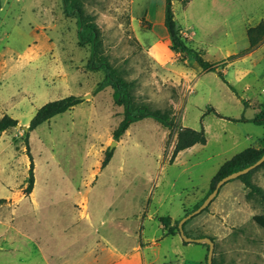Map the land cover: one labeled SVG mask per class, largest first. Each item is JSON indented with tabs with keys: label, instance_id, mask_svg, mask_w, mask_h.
<instances>
[{
	"label": "rangeland",
	"instance_id": "374dc122",
	"mask_svg": "<svg viewBox=\"0 0 264 264\" xmlns=\"http://www.w3.org/2000/svg\"><path fill=\"white\" fill-rule=\"evenodd\" d=\"M214 1L188 8L175 2L173 11L188 44L229 84L171 49L165 0H83L104 54L130 83L134 105L169 112L175 121L164 141L154 119L133 124L103 167L124 109L111 89L95 92L104 74L86 68L91 51L78 44L76 19L64 15L61 0H0V117L18 120L0 136V264H47V247L53 250L64 228L73 234L86 206L103 228L111 216L140 212L147 203L157 216L181 219L204 200L226 161L258 144L264 125L250 120L264 104V45L244 52L247 29L264 20V0ZM70 95L87 98L28 135L35 185L26 195L24 127L46 102ZM180 127L204 128L207 143L171 162ZM252 174L264 189V167ZM248 192L240 180L228 182L185 227L187 236L214 239L215 264H264V229L255 221L264 203L247 199ZM190 248L188 255L207 264L204 245ZM170 249L164 245L161 264L174 260Z\"/></svg>",
	"mask_w": 264,
	"mask_h": 264
},
{
	"label": "trees",
	"instance_id": "16d2710c",
	"mask_svg": "<svg viewBox=\"0 0 264 264\" xmlns=\"http://www.w3.org/2000/svg\"><path fill=\"white\" fill-rule=\"evenodd\" d=\"M191 1L192 0H165L164 27L170 39L171 49L177 53L191 57L205 72H218L216 64L205 60L201 51L192 48L188 44L187 40H185L186 38H184L182 34L181 28L178 26V23L175 19L173 11L174 3L178 2L183 6H186ZM61 4L64 15L68 18L76 19L78 27V44L80 46L90 47L91 53L89 60L86 64V68L88 69V71H102L104 74V77L98 83L95 92L99 93L104 90L111 89L114 103L118 106H122L124 109L123 119L119 123L117 129H115L113 132L114 140L118 141L120 137L126 134V132L133 124L147 118L154 119L164 128L172 129L175 125V121L171 113L163 112L161 110H152L145 104L134 105L135 103L131 94L130 83L121 76L120 72H118V70L110 63L108 57L104 54L101 30L98 24L95 22L94 17L86 12L83 0H61ZM247 36V41H249V47L244 53H250L259 48L264 43V20H262L255 26L249 27L247 29ZM233 58L234 56L230 57V59ZM225 64H227V62L223 63V65ZM217 74H219V76L224 80V82L228 83L224 77V74H222L221 71ZM80 103H82L81 97L75 95H70L68 97L46 102V104H44L41 108L37 110L35 116L31 120L28 126V130L25 133L26 154L28 155L30 161V165L28 168L29 170L27 186L25 188L26 195L32 193L35 185L34 161L28 142L29 133L38 128L40 125L50 121L54 117L61 115L67 111H70ZM244 104L248 106L247 102H245ZM261 108L262 109H260V112L255 119H249L250 121H253L258 125H264V104ZM208 112H214V114L223 118V116L218 114L217 111H214L213 108L209 109ZM240 120L249 121L244 117ZM17 126V119L9 115H4L0 117V136L6 130L10 128H15ZM258 141L259 142L255 147H249L245 149L241 153L232 157L230 160L226 161L219 168L217 173H215L216 175L211 181V190L207 194V196L215 189L217 183L224 177L234 172L248 168L254 165L258 160L262 158V156L264 155V138H261ZM206 143L207 136L204 128H202L201 130H196L192 128L180 127L177 132V142L172 153L171 162L175 160V158L180 152L190 149L195 145H205ZM112 157L113 150L110 151L108 149L105 153L103 167L107 166V164L111 161ZM262 167H264V163L249 172L248 174L239 177L238 180H240L249 191L247 193V199L251 200L258 198L261 202L264 203V189L259 187L252 181V173ZM207 196L204 198V200L207 198ZM204 200L200 204L195 205L194 210L199 208V205H201ZM207 209L208 208H206L204 211H207ZM191 212L186 213L185 216L190 214ZM181 219L173 221L170 216L159 217V221L164 226V230L166 232V235L168 236H173L177 234L180 235L178 225ZM189 221L185 223L184 230ZM255 221L260 227L264 229V216H256ZM205 237L207 236L200 235L197 238ZM203 245L206 246L207 249L209 248L207 244ZM213 264H215L214 259Z\"/></svg>",
	"mask_w": 264,
	"mask_h": 264
},
{
	"label": "crops",
	"instance_id": "0c3cea01",
	"mask_svg": "<svg viewBox=\"0 0 264 264\" xmlns=\"http://www.w3.org/2000/svg\"><path fill=\"white\" fill-rule=\"evenodd\" d=\"M218 2L219 0H215L214 5ZM194 3L195 0H192L186 5V8L193 6ZM263 45L264 43L261 46ZM247 107L253 106L249 104ZM258 107H255L257 109L254 108V110L260 112ZM159 127L162 131L161 139L164 141L168 136V128H164L160 124ZM150 182H152L151 176ZM153 193V186L150 185L148 194L152 195ZM81 200L87 201V198L83 197ZM148 208L147 203L146 208L140 212L111 216L110 221L103 228L104 223L100 216L97 213H90L86 206L85 210H81L80 219L82 221L77 224L73 234H69L68 228H64L62 234L58 235L60 241L54 243L52 252L47 247L48 251L45 257L47 264H161L160 262L167 258V255L162 253L165 244L171 247L170 252L174 256V260L163 264H193L194 262L204 264L203 259L199 260L196 257L195 261V257L186 252L190 251V247L197 243L185 242L179 234L166 235L164 226L159 221L160 216H157L155 212H150ZM170 217L173 221L178 220L176 216ZM146 225L154 228L147 230ZM169 239L170 242H167ZM206 250L208 253L207 247ZM60 259L63 260V263L59 262Z\"/></svg>",
	"mask_w": 264,
	"mask_h": 264
},
{
	"label": "water",
	"instance_id": "95a60500",
	"mask_svg": "<svg viewBox=\"0 0 264 264\" xmlns=\"http://www.w3.org/2000/svg\"><path fill=\"white\" fill-rule=\"evenodd\" d=\"M90 97V95H89ZM87 96H82L81 100L86 99ZM24 130L27 131L28 127H24ZM118 144L117 141H113L109 150L112 151L114 149V147ZM264 163V155L262 156V158L260 160H258L254 165L245 168L243 170L234 172L226 177H224L222 180H220L215 189L207 196V198L204 200V202L199 205L200 207L197 208L196 210H194L193 212H191L190 214L184 216L180 222H179V231H180V236L182 237L181 239H183L185 242L188 243H197V244H207L209 246L208 248V254H207V264H213V259H214V251H215V242L214 240L205 237V238H192L186 235L185 230H184V225L187 221H189L190 219H192L193 217L201 214L206 208H208L210 206V204L216 199V197L219 194L220 189L227 184L228 182L232 181V180H237L239 177L248 174L249 172H251L252 170L256 169L257 167H259L260 165H262Z\"/></svg>",
	"mask_w": 264,
	"mask_h": 264
}]
</instances>
